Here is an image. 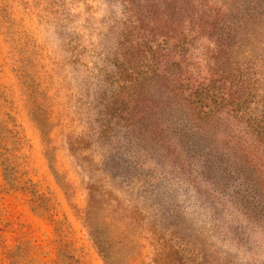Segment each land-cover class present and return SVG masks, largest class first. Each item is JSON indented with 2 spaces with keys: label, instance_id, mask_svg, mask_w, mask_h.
<instances>
[{
  "label": "rangeland",
  "instance_id": "1",
  "mask_svg": "<svg viewBox=\"0 0 264 264\" xmlns=\"http://www.w3.org/2000/svg\"><path fill=\"white\" fill-rule=\"evenodd\" d=\"M0 264H264V0H0Z\"/></svg>",
  "mask_w": 264,
  "mask_h": 264
}]
</instances>
